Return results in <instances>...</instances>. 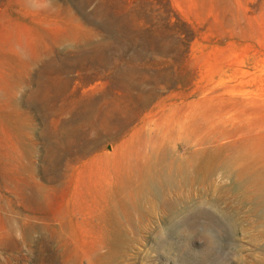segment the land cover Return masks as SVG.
<instances>
[{
  "label": "rangeland",
  "instance_id": "374dc122",
  "mask_svg": "<svg viewBox=\"0 0 264 264\" xmlns=\"http://www.w3.org/2000/svg\"><path fill=\"white\" fill-rule=\"evenodd\" d=\"M0 264H264V0H0Z\"/></svg>",
  "mask_w": 264,
  "mask_h": 264
}]
</instances>
